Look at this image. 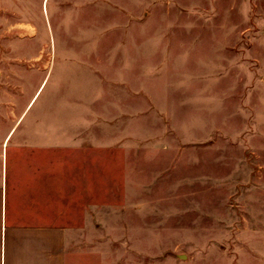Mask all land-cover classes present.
I'll use <instances>...</instances> for the list:
<instances>
[{"label":"rangeland","instance_id":"374dc122","mask_svg":"<svg viewBox=\"0 0 264 264\" xmlns=\"http://www.w3.org/2000/svg\"><path fill=\"white\" fill-rule=\"evenodd\" d=\"M13 127L145 263L264 264V0H0Z\"/></svg>","mask_w":264,"mask_h":264},{"label":"crops","instance_id":"0c3cea01","mask_svg":"<svg viewBox=\"0 0 264 264\" xmlns=\"http://www.w3.org/2000/svg\"><path fill=\"white\" fill-rule=\"evenodd\" d=\"M13 129L0 141V264H147L138 235L106 231L110 220L97 215L89 186L81 196L74 157H62L70 165L51 187L49 159L22 151L43 150V141H6Z\"/></svg>","mask_w":264,"mask_h":264}]
</instances>
